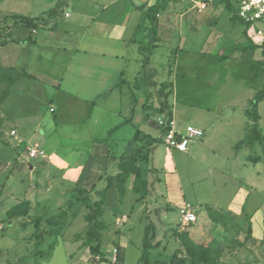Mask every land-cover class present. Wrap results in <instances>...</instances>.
<instances>
[{
	"label": "crops",
	"instance_id": "obj_1",
	"mask_svg": "<svg viewBox=\"0 0 264 264\" xmlns=\"http://www.w3.org/2000/svg\"><path fill=\"white\" fill-rule=\"evenodd\" d=\"M5 1L0 2L1 16L37 19V26L33 30L14 24L18 19L1 22V64L5 63L10 52L18 51L22 58L16 69H24L30 76L16 81L1 100L2 110H13L9 122L15 134L11 139L17 146L25 144L23 129L29 128V125L43 126L41 139L50 152L46 153L38 143L33 144L44 151V158L47 159L39 157L29 160L25 153L28 161L35 160L32 172L37 170L36 166H41L40 176L51 175L55 183L61 182L63 187L67 180L86 190L96 187L92 181L100 182L102 176L117 173L114 158L133 138L135 129L148 134V121L144 118L146 112L142 108L144 95L133 89L135 77L141 68L138 53L141 34L137 33V27L143 22L146 10L161 0H61V8L53 18L45 17V13L53 9L58 0H28L32 9L27 14L12 11ZM227 2L232 8L230 15L225 16L226 26L230 27L232 35L230 38L216 29L219 17L227 10L226 0H171L167 2L165 10L157 13L159 42L151 57V64L161 72L159 79H167L173 84L169 103L175 128L183 130L186 126H193L203 132L202 137L189 142L185 151L169 148L163 143L160 145L177 152L189 149L188 158L201 164L200 169L206 170L209 175L217 172L226 176L227 181L233 183L229 204L226 208L209 207L206 210L216 211L232 220L246 215L253 238L263 240L261 206L254 205L257 189L222 168L225 164L223 160L235 159L240 149L260 146L256 142L252 146L236 147L245 134V110L249 108L252 98L241 106L229 101L218 104L214 111L204 106L201 116L196 113L198 110H191L193 115L189 117L180 113L182 110L189 111L188 104L171 102L175 93L174 76L181 57L192 56L191 53L217 56L219 62L242 63L248 71L247 60L243 58L250 52L243 50L248 45L247 38L256 45L264 43L255 41L248 34V27L245 35L247 25L236 17L232 0ZM237 21L242 23L240 29ZM143 24L147 25V21ZM235 30L236 33L232 34ZM257 50L259 48L253 53ZM2 70L1 66V73H7ZM247 76L250 82L257 80L249 71ZM261 76L259 73V79ZM239 84L246 85L248 81L241 80ZM42 100L47 101L48 112L53 116L51 123L41 112L39 103ZM261 102L257 104L259 121ZM25 104L30 105V112L21 115L20 108ZM50 107L54 109L53 112L49 111ZM97 111L103 114L95 119ZM231 112H237V121L233 120L236 114L234 117ZM59 127L64 132H60ZM20 128L24 135L22 137ZM81 129L87 133L90 131L84 143ZM154 131L158 137L159 132ZM221 139L225 142L222 146L219 143ZM50 142L56 143V146L48 148ZM27 145L32 144L27 142L25 148ZM257 158L252 163L261 162ZM109 167L115 173L107 174ZM84 176L93 177L87 187L80 184ZM68 188L72 187H65ZM44 193H33L25 200L44 198ZM191 211L196 221L186 226L197 222L199 209ZM253 217L261 221L259 234L252 227Z\"/></svg>",
	"mask_w": 264,
	"mask_h": 264
},
{
	"label": "rangeland",
	"instance_id": "obj_2",
	"mask_svg": "<svg viewBox=\"0 0 264 264\" xmlns=\"http://www.w3.org/2000/svg\"><path fill=\"white\" fill-rule=\"evenodd\" d=\"M5 3L9 9L20 14H27L32 9L28 0H6ZM230 13L226 10L219 17L216 27L217 31L224 32L229 38L232 35L229 32L230 27L226 26L225 16ZM13 18L11 15L0 14V74L1 66L3 72L18 71L16 67L22 58L18 51L10 52V57L1 64V22ZM237 24L240 29L242 23L237 21ZM257 27L258 25L248 26V34L257 42L264 41V34L255 35ZM234 33L236 30L232 32ZM191 54L192 56L181 57L174 76L175 93L171 97V102L174 100L188 104L189 111L180 112L187 115L186 117L193 115L191 110H198L196 113L201 116L202 107L207 106L214 111L218 104L228 101L241 106L252 98L253 92L264 89V52L261 48L255 54L250 51L243 56L247 60V67L255 62L260 63L261 79L258 77L252 82L247 78L248 71L242 63L235 65L219 62L217 56ZM241 80L248 81V84H239ZM4 88L5 83L0 82V95ZM39 106L47 122L51 123L53 116L48 112L47 101H40ZM20 109L22 115L30 110V105H22ZM258 111L261 115L259 128L264 134V100L259 104ZM102 114L97 111L95 119ZM230 114L234 117L236 114L233 120L237 121V112ZM12 117L13 110H2L0 102V264H175L182 251L177 236L185 240V233L194 247L195 256L200 259L205 257L204 262L196 264H264V239L253 238L246 215L232 220L216 211L206 210L209 207L226 208L232 196L233 183L217 172L209 175L206 170L200 169L201 164L188 158L189 149L186 152H177L160 145L161 141L154 146L150 156V167L156 169L157 176L153 173L148 175L147 196L138 199V195L132 191L131 179L125 185L124 196L118 195L115 188L107 193L104 212L100 218L106 229L101 231L97 252L90 248L94 247V242L90 246L86 245L87 228L84 215L87 210L83 204H76L68 211L63 228L54 240L53 249L49 248L53 238L44 237L39 251L45 256L40 258L34 253L36 235L39 231H48L45 218L55 215L63 208L72 189L65 187L75 185L67 180L63 187V183H55V178L50 177L51 175L40 176L41 166L35 165L37 170L32 172L35 160L28 161L25 144L38 143L49 153L50 150L41 139L43 126L29 125V128L23 129L26 143L17 146L10 134L12 125L9 121ZM153 120L154 118L147 123V135L159 139L154 131ZM19 130L20 136H24L22 129ZM62 130L64 132L59 127V131ZM81 132L84 143L90 131L87 133L81 129ZM219 143L222 146L225 142L221 139ZM53 145L56 146V143L50 142L48 148ZM255 157L261 162L252 163ZM46 159L47 157L43 160ZM223 161L225 164L222 168L225 172L257 189L254 205L261 206L260 218L264 219V141L260 146L240 149L235 159ZM113 173L115 171L109 167L107 174ZM91 179L93 177L84 176L81 183L79 182L81 187H87ZM92 183H95L96 189L105 185L104 180H94ZM49 187L51 189L47 192ZM38 191L42 194L46 192L44 198H30L29 209L25 215H6L11 207L25 200V197L41 193ZM181 208H198L197 222L183 226L179 213ZM38 219L42 221L36 228L34 223ZM251 223L256 234H259L262 229L259 218L253 217Z\"/></svg>",
	"mask_w": 264,
	"mask_h": 264
},
{
	"label": "trees",
	"instance_id": "obj_3",
	"mask_svg": "<svg viewBox=\"0 0 264 264\" xmlns=\"http://www.w3.org/2000/svg\"><path fill=\"white\" fill-rule=\"evenodd\" d=\"M60 1L61 0H58L56 6L45 13V17L53 18L58 14V10L61 8ZM169 1L171 0H161L159 3L149 7L144 14L143 22L137 27V33L141 34L138 45L141 68L135 77L133 89L144 95V103L142 105L143 110L146 112L144 118L147 121L154 118L152 122L159 133H163L165 129L157 125L156 118L162 117L164 120L172 119L169 98L173 92V84L167 79L158 80L162 74L158 68L152 66L151 57L159 42L157 35V13L165 10L166 4ZM227 1L228 0H226L225 7L232 12V8ZM234 18L235 16L233 15L232 19ZM13 19H18L14 24L22 25L29 30H33V28L37 26V19H29L26 17H14ZM145 21H147V25L143 24ZM247 27L248 26H245V35ZM247 40L248 45L243 49L244 51L253 52L256 48H261L262 52H264V43L256 45L252 43L249 38H247ZM259 66L260 63L256 62L248 65L249 73L255 78H258L260 73ZM160 68L163 69L164 67L161 66ZM22 77H30L24 69L14 74L9 72L0 74V82L5 83V88L0 95V102L7 96L10 86ZM263 99L264 89L254 92L249 102V108L245 110V117L247 120L245 134L236 147L252 146L256 142L262 143V141H264V134L259 128V115L257 113V104ZM159 141L161 140L152 138L142 133L139 129H135L133 138L126 143L121 154L114 158L116 161L117 173L115 175H106L102 177L101 179L105 181V185L101 189H96L95 186L89 190L77 186L72 187L69 197L64 202L63 208L59 209L55 215L45 218L49 229L48 231H39L37 233L34 253L40 258L45 256L39 251L45 236L53 238L49 246L50 249H53L54 240L63 228L64 220L68 216V211L72 210L76 204H83L87 210V213L84 215L87 228L86 245L90 246V244L94 242V247L90 246V248L91 251L97 252L101 241V231L106 229L105 224L100 218L104 212L107 193L114 187L118 195L121 197L124 196L125 185L128 179H131L132 191L138 195V199L141 200L147 196L149 193L147 177L150 173L157 176V171L150 167V156L155 148L154 146L160 143ZM28 209L29 202L23 200L11 207L6 212V215L8 217L23 216L27 213ZM41 221L42 219L36 220L34 226L38 228ZM183 236L185 240L177 236L182 251L175 260V264H196L198 262H204V256L202 259L195 256L194 247L188 239L187 234L185 233Z\"/></svg>",
	"mask_w": 264,
	"mask_h": 264
},
{
	"label": "built area",
	"instance_id": "obj_4",
	"mask_svg": "<svg viewBox=\"0 0 264 264\" xmlns=\"http://www.w3.org/2000/svg\"><path fill=\"white\" fill-rule=\"evenodd\" d=\"M235 8L236 17L245 25H258L255 29V35L261 36L264 34V0H232ZM204 6L201 5V9ZM50 112L53 108L50 107ZM157 125L165 129L163 133H159L158 138L161 142L169 148L185 151L189 142L193 139L200 138L203 132L193 126H186L183 130L175 128L173 119L164 120L162 117L156 118ZM11 135L15 131L10 132ZM26 155L29 159L44 158L45 153L37 145H27ZM180 220L183 226L191 224L196 221L195 214L188 208H181L179 210Z\"/></svg>",
	"mask_w": 264,
	"mask_h": 264
}]
</instances>
